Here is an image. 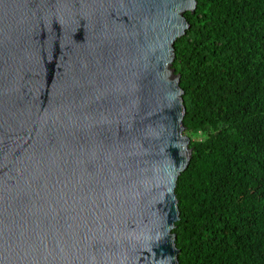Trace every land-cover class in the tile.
Here are the masks:
<instances>
[{
  "label": "water",
  "instance_id": "water-1",
  "mask_svg": "<svg viewBox=\"0 0 264 264\" xmlns=\"http://www.w3.org/2000/svg\"><path fill=\"white\" fill-rule=\"evenodd\" d=\"M194 8L0 0V264H177L170 65Z\"/></svg>",
  "mask_w": 264,
  "mask_h": 264
},
{
  "label": "trees",
  "instance_id": "trees-1",
  "mask_svg": "<svg viewBox=\"0 0 264 264\" xmlns=\"http://www.w3.org/2000/svg\"><path fill=\"white\" fill-rule=\"evenodd\" d=\"M183 16L177 264H264V0H195Z\"/></svg>",
  "mask_w": 264,
  "mask_h": 264
}]
</instances>
